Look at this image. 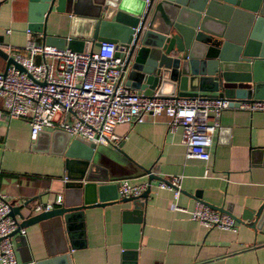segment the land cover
<instances>
[{"label": "crops", "instance_id": "obj_1", "mask_svg": "<svg viewBox=\"0 0 264 264\" xmlns=\"http://www.w3.org/2000/svg\"><path fill=\"white\" fill-rule=\"evenodd\" d=\"M192 1L177 3L172 0L171 10L176 20L163 27L165 35L179 32L182 25L194 23L196 16L190 5ZM220 1L210 10L213 16L200 20L205 38L196 41L194 51L197 56L186 63L195 71L191 85L197 94L217 93L213 89L214 59L205 55L208 46L222 47L226 41L222 34L228 28H231L229 37L235 42L241 39L242 34L236 28L245 23L242 20L248 9L239 11L242 9L236 3L258 4L257 0ZM261 6L264 10V0ZM27 10L28 0H0V46L9 45L12 49L22 50L28 39L35 44H43L40 34L25 33ZM87 29L85 19L65 13H53L46 22V34L52 36L85 35ZM237 32L241 34L238 38L235 37ZM142 47L144 63L136 62L132 56L120 82L139 93L176 94L177 85L171 78L150 87L154 69L151 74H144L141 67L148 63L146 51L148 56L158 57L160 48L151 47L149 43ZM170 55L174 59L178 54L173 52ZM4 65L2 62L1 69ZM175 70L174 67L171 71ZM167 72H164L165 77ZM166 119L163 114L155 118L147 116L142 123L121 124L114 128L115 134L121 137L118 146L125 157H116V167L110 177L140 182L146 180L140 176L141 167H151L152 172L162 179L166 175L181 174L176 204L184 210H173L170 204L172 191L157 188V181L153 180L146 199L141 201L144 202L142 224L134 255L128 250L121 252L122 236H130L124 230L128 223L122 221V212L131 209V205L119 201L121 198L117 195V202L85 212L83 237L74 239L73 248L65 247L62 234L46 222L25 227L24 235L14 234L11 239L17 264L39 262L60 252L66 253L68 264H264V213L259 229L254 232L240 223H237L235 231L215 226L206 228L190 219L187 212L194 205L196 190H199L201 201L223 206L235 216H240L247 209L255 210L262 203L264 111L223 110L220 126L212 136L210 157L206 161L185 156L180 128L169 131ZM52 131L43 129L36 139H31L25 120H0V194L14 206L28 201L22 208L24 215L31 213L35 203H45L61 194L65 158L62 154L50 152L52 147L58 146L49 135ZM95 146V152L111 151L107 145ZM205 167L209 169L208 175H204Z\"/></svg>", "mask_w": 264, "mask_h": 264}, {"label": "water", "instance_id": "obj_2", "mask_svg": "<svg viewBox=\"0 0 264 264\" xmlns=\"http://www.w3.org/2000/svg\"><path fill=\"white\" fill-rule=\"evenodd\" d=\"M174 1L185 2V0ZM257 1L256 6H251L245 3L246 1L236 3V6L242 9L239 11L248 9L245 19L242 20L245 23L236 28L242 34H240L241 39L235 42L231 36L229 37L231 28H228L222 34L226 40L222 47L216 49L208 46L205 55L214 59L213 89L217 92L209 94H197L192 89L191 80L195 71L186 63L197 56L194 51L196 41L200 42L205 38L203 34L205 29L200 24V20L213 16L210 10L214 4L220 3V0H193L190 5L194 9L197 20L195 19L190 25H182L179 32L168 35H165L163 27L168 23L173 24L176 20L171 10L172 0H147V2L145 0H28L26 28L30 32L40 34L43 44L59 48L65 46L75 52H91L92 48L102 41L112 42L116 46L114 56L125 60L124 69L132 56L136 58V62L140 60V63H144L141 59L142 46L147 43L154 48L158 46L160 48L158 57L148 56L147 50L148 63L145 67H141L144 74H151L154 69L150 87H155L158 81L165 82L171 78L176 82L178 96H217L244 101L264 97V10L261 6L263 0ZM53 13H65L85 19L88 28L86 34L68 37L46 34V22ZM238 32L235 35L236 38L240 36ZM173 52L178 54L174 59L170 55ZM0 57L5 60L3 71L9 64L22 71L20 65L8 58L1 49ZM174 67L176 70L172 72ZM167 70L168 76L165 77L164 72ZM148 79L149 77L146 83ZM40 134L41 131L35 139ZM49 135L52 141L58 144L56 148L52 147L50 152L62 154L65 158L63 176L65 180L61 179L62 202L58 207L48 211L37 213L31 211L26 215L22 213V208L27 206L28 201L16 206L10 204L9 216L14 220L19 219L17 229L10 236L18 233L19 228L46 222L48 226L62 234L65 247L73 248L74 239L83 237L85 212L117 202L114 182L120 179H111L110 175L115 170L116 157H125V155L118 145L110 146V152L99 153L95 152L94 144L78 137H71L61 130H53ZM140 169L142 172L140 176L146 177V189L136 197L119 200L131 205V209L122 212V221L128 223L124 225V230L130 236H122L121 252L128 250L133 255L137 249L142 224L144 202L141 201L146 199L153 180H163L152 172L151 167ZM193 197L200 200L199 190L194 192ZM203 203L211 209L230 213L237 223L249 226L254 232L259 229L264 213V200L255 210H244L240 216H235L223 206ZM31 264H68V256L60 252L53 257Z\"/></svg>", "mask_w": 264, "mask_h": 264}, {"label": "built area", "instance_id": "obj_3", "mask_svg": "<svg viewBox=\"0 0 264 264\" xmlns=\"http://www.w3.org/2000/svg\"><path fill=\"white\" fill-rule=\"evenodd\" d=\"M25 33L30 35L28 29ZM0 49L22 68L20 71L9 64L3 71L0 67V120H25L31 139L43 129H50L94 145L117 146L121 139L114 132L117 125L142 123L147 116L155 118L163 114L169 131L180 128L185 156L206 161L223 110L264 111V97L236 101L217 96L149 95L131 90L120 82L125 60L114 56L116 46L109 41L100 42L91 52L35 44L30 39L22 50L9 45H2ZM2 62L5 64L0 57V66ZM204 169V175H208L209 169ZM181 177V174H170L156 183L157 188L172 191L173 210H184L176 204ZM115 183L119 198L136 197L147 187L146 180L131 182L124 178ZM61 202V194H57L50 201L35 203L32 211H48ZM193 204L187 211L190 219L206 228L236 230L237 222L230 213L211 209L198 199ZM9 205L0 194V264H17L10 235L18 222L9 216ZM18 233L24 235V228H19Z\"/></svg>", "mask_w": 264, "mask_h": 264}]
</instances>
